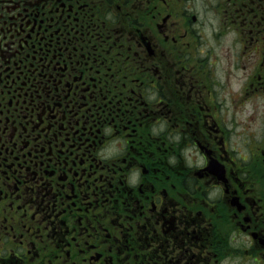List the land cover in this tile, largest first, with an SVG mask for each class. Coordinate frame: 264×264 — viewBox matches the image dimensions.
<instances>
[{"label": "flooded vegetation", "instance_id": "1", "mask_svg": "<svg viewBox=\"0 0 264 264\" xmlns=\"http://www.w3.org/2000/svg\"><path fill=\"white\" fill-rule=\"evenodd\" d=\"M206 1L0 0V264H264V0Z\"/></svg>", "mask_w": 264, "mask_h": 264}, {"label": "rangeland", "instance_id": "2", "mask_svg": "<svg viewBox=\"0 0 264 264\" xmlns=\"http://www.w3.org/2000/svg\"><path fill=\"white\" fill-rule=\"evenodd\" d=\"M197 2V4L202 7V8H205L209 1H206V0H195ZM193 12L195 9H192ZM198 11V10H196ZM229 41V38L228 37H224V38H221V40L219 41V44L221 43L222 46L225 45V43ZM214 45L216 46V44L214 43ZM216 50H217V47H216ZM230 52H227L226 50H224L223 48H221L219 51H218V63L219 65L217 66L216 65V68H217V71H218V77H223L224 76V71H223V68H222V64L226 65L225 64V56L226 54H229ZM215 70V69H214ZM255 71V68L251 67L250 69V72H254ZM237 75L239 77L240 75V71L237 69L234 73V71L231 72V76L235 77L234 79V88H235V91L238 90V88L240 87L241 85V81L239 78H237ZM249 103L245 106V108L243 109L244 110V114H247L249 113L251 110H255V112L253 114H255V116L251 117L250 121H251V128H252V135H255V136H258V129H259V111L264 109V101L262 99V97H260L259 95H250V98H249ZM237 105V104H236ZM256 120V121H255ZM253 125V126H252ZM258 126V128H257ZM252 146H254V144L252 143L251 144Z\"/></svg>", "mask_w": 264, "mask_h": 264}]
</instances>
